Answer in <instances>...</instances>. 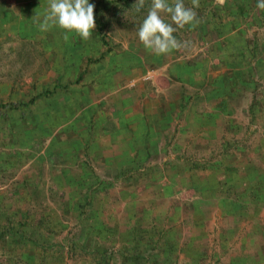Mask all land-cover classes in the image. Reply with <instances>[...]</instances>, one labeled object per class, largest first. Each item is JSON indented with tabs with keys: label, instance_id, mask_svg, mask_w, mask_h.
Returning <instances> with one entry per match:
<instances>
[{
	"label": "rangeland",
	"instance_id": "374dc122",
	"mask_svg": "<svg viewBox=\"0 0 264 264\" xmlns=\"http://www.w3.org/2000/svg\"><path fill=\"white\" fill-rule=\"evenodd\" d=\"M257 2L199 0L158 56L152 0H89L87 41L0 0V264H264Z\"/></svg>",
	"mask_w": 264,
	"mask_h": 264
},
{
	"label": "clouds",
	"instance_id": "9594fccd",
	"mask_svg": "<svg viewBox=\"0 0 264 264\" xmlns=\"http://www.w3.org/2000/svg\"><path fill=\"white\" fill-rule=\"evenodd\" d=\"M144 0H137L142 6ZM192 7H186L183 0H152L150 9L137 30L139 42L146 50L155 55H167L174 50L189 47V42L178 41L174 33L190 26L195 29L200 20L194 10L199 7V0H191ZM256 7L264 10V0H258ZM94 4L89 0H48V8L38 28L47 32L52 28L62 31L63 39L70 36L87 41L95 29ZM167 17V20L165 19ZM39 19V18H38Z\"/></svg>",
	"mask_w": 264,
	"mask_h": 264
},
{
	"label": "trees",
	"instance_id": "16d2710c",
	"mask_svg": "<svg viewBox=\"0 0 264 264\" xmlns=\"http://www.w3.org/2000/svg\"><path fill=\"white\" fill-rule=\"evenodd\" d=\"M97 28L101 30V27L99 25V22H97ZM102 38V37H101ZM102 41L104 42L103 38H102Z\"/></svg>",
	"mask_w": 264,
	"mask_h": 264
}]
</instances>
